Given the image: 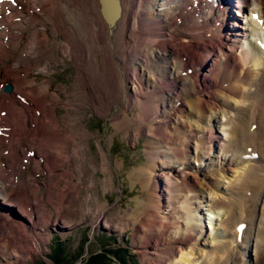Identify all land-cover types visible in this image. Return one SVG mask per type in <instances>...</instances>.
<instances>
[{
    "label": "bare ground",
    "instance_id": "6f19581e",
    "mask_svg": "<svg viewBox=\"0 0 264 264\" xmlns=\"http://www.w3.org/2000/svg\"><path fill=\"white\" fill-rule=\"evenodd\" d=\"M117 2L119 13L107 25L98 0H0V260L23 264L42 253L51 214L37 215L41 196L32 183L43 176L59 187L65 178L64 189H53L46 199L57 216L64 213L68 196L78 193L91 135L69 113L62 127L57 97L47 100L48 85L28 78L35 65L49 73L47 64L56 58L46 43L50 34L61 35L63 45L53 46L77 72L78 95L63 108L87 105L104 117L115 106L111 125L123 137H144L146 165L128 174L150 195L133 224L134 240L145 244L143 264H220L221 256L223 263L250 264L251 226L264 198V0H219L204 8L196 0ZM247 8L256 19H247ZM240 16L246 27L238 25ZM131 107L139 110L136 117L129 115ZM249 142L257 146L256 159L239 158ZM97 166L108 173L102 151ZM249 185L250 197L240 196ZM234 186L238 197L224 192ZM203 203L209 233L201 225ZM216 205L226 209L224 221ZM242 210L246 224L237 241ZM94 214L96 227L104 210ZM262 217L253 264L264 261V209ZM229 220L234 230L221 231Z\"/></svg>",
    "mask_w": 264,
    "mask_h": 264
},
{
    "label": "rangeland",
    "instance_id": "374dc122",
    "mask_svg": "<svg viewBox=\"0 0 264 264\" xmlns=\"http://www.w3.org/2000/svg\"><path fill=\"white\" fill-rule=\"evenodd\" d=\"M218 6L221 5L218 4ZM245 16H247L248 20L251 19L249 15L245 14ZM240 21L242 22L241 24ZM243 24H245L246 27V19L240 16L238 25L242 27ZM48 35L49 38L46 43L50 49L54 50V55L56 57L55 61L51 60L48 62V74L38 72L37 69L39 68L35 65L29 72L28 78L35 85H48L49 88L46 93L47 100H51V94L57 97L59 104L55 106V113L62 127L63 125L64 127L66 126L67 121H65L64 118H66L67 113H69L71 115L70 121L74 122V118H76V126L85 128L91 135L88 134L86 138L88 141L85 151L86 155L80 164L81 171L79 173V183L77 184L78 193L75 190L74 192H76L77 195H74V197L70 196L71 198L68 196V205L66 204L64 213L57 216L52 208L53 205L51 204V206L48 204L46 199L53 189L54 191H56V188L64 189L66 183L65 178H62V181L60 180L61 182L58 184L59 187H56L57 181L47 180L43 176L36 177L37 181L32 183L33 187L37 183L39 184L38 194L41 196V204L39 205L41 207L37 209V215L50 213L51 219L48 224V239L44 250L41 254L33 255V259H27L23 264H143L141 252L145 244L142 238V240L140 238L136 239L137 241L134 240L135 229L133 224L135 218H138L142 214L144 205L149 202L150 195L138 184L133 185L128 178V174L132 169H137L139 167L143 168V166L146 165L144 137L134 138L133 134L130 132H127L125 137H123L121 133L111 125V119L116 110L115 106H112L111 114L104 117L95 114L87 105L79 107L77 104L76 110L63 108L62 104L64 102L72 99L76 94L78 95V90L75 87L77 72L73 62L68 56H65L62 61V54L57 50V44L53 46L54 41L63 45L60 38L61 35H57V37L50 34ZM84 60L86 61V59ZM77 63L82 64V61L77 58ZM12 64V62L7 61L5 65L12 66ZM0 69H5V67L3 66ZM138 111L139 110L135 107L128 109L129 115L134 117H136ZM223 122H225V120ZM216 130H218L217 132H219V134L221 133L220 129ZM101 151L107 160V168H109L108 173L102 171L101 168L97 166V163L101 161ZM51 154L52 153L49 152V155ZM37 157L38 153L36 152V156L33 160ZM30 166H32V164H29V167L26 168L25 172L23 171L18 178L20 187L25 183L24 177L28 176L30 173ZM196 167H198V165H196ZM107 178H110L109 182L105 181ZM44 183L47 184V187H44ZM88 184L91 185L87 187ZM225 184L227 183L225 182ZM33 187H31L29 192L32 191ZM246 187L252 189L250 185ZM243 190L240 196H244ZM149 191H154L153 186L149 188ZM237 191L235 186L224 190V192L232 197L235 195L238 197ZM249 197L248 195L247 198ZM205 206L206 203H203V210L201 212L203 216H200L202 217L201 225H203L204 231L207 228V233H209V224L207 220L208 206ZM101 207L104 210V216L100 219L99 225L95 227L93 225L94 212ZM216 209L221 213L220 220L224 221L226 218V209L219 205H216ZM246 209L249 210V205ZM263 209L264 198L260 199L256 206L255 218L253 220L254 226H251L249 249L246 259L250 264H253V261H255L254 241L256 240L257 229L259 230L261 227L259 224L260 220L263 222ZM213 210L215 211V208H213ZM237 216L239 217V213H237ZM122 217L128 220V226L119 225ZM55 219H58L59 223L55 224ZM246 221H248V219ZM220 225L222 226L220 230L223 232L224 228H226L225 230H234L231 228L233 226L231 220H229L226 226L223 223ZM247 225H249L248 222ZM227 239L228 241H232V237L230 236H228ZM159 248L160 247H155V250ZM226 254L227 253H225V255ZM202 260L203 259H201L200 262H202ZM220 260H222L220 264H227L223 263L224 256L220 258ZM3 262L0 260V264L9 263V261Z\"/></svg>",
    "mask_w": 264,
    "mask_h": 264
},
{
    "label": "water",
    "instance_id": "95a60500",
    "mask_svg": "<svg viewBox=\"0 0 264 264\" xmlns=\"http://www.w3.org/2000/svg\"><path fill=\"white\" fill-rule=\"evenodd\" d=\"M99 1V12L106 21L107 25H111L113 20L117 17L119 13V5L117 0H111L112 3H109L107 0H98Z\"/></svg>",
    "mask_w": 264,
    "mask_h": 264
}]
</instances>
